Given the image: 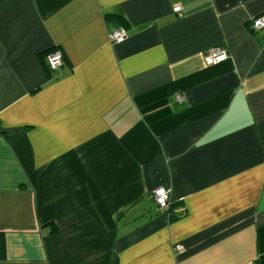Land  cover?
Returning <instances> with one entry per match:
<instances>
[{
    "label": "crops",
    "instance_id": "obj_1",
    "mask_svg": "<svg viewBox=\"0 0 264 264\" xmlns=\"http://www.w3.org/2000/svg\"><path fill=\"white\" fill-rule=\"evenodd\" d=\"M259 14L264 0H0V264H264ZM212 47L228 58L206 65Z\"/></svg>",
    "mask_w": 264,
    "mask_h": 264
},
{
    "label": "built area",
    "instance_id": "obj_2",
    "mask_svg": "<svg viewBox=\"0 0 264 264\" xmlns=\"http://www.w3.org/2000/svg\"><path fill=\"white\" fill-rule=\"evenodd\" d=\"M173 11L177 14H181L182 9L180 6H175ZM251 30L254 32H264V14H259L250 20ZM127 37V30L125 27L120 26L108 30L107 39L111 43L122 42ZM229 56L228 51L223 47L209 48L203 54V61L206 65L217 64L227 59ZM47 67L50 70L60 67L64 61L60 50L54 49L46 55ZM181 96L176 94V100H180ZM169 190L159 186L152 191L151 197L157 205V209H165L169 205ZM182 208H180L181 210ZM175 248L181 251L182 247L177 245ZM243 264H254L252 262H246Z\"/></svg>",
    "mask_w": 264,
    "mask_h": 264
},
{
    "label": "trees",
    "instance_id": "obj_3",
    "mask_svg": "<svg viewBox=\"0 0 264 264\" xmlns=\"http://www.w3.org/2000/svg\"><path fill=\"white\" fill-rule=\"evenodd\" d=\"M254 32V31H253ZM52 51V50H51ZM50 52V51H49ZM168 206H170V204L168 205ZM174 215V212H171L170 213V216H173Z\"/></svg>",
    "mask_w": 264,
    "mask_h": 264
}]
</instances>
